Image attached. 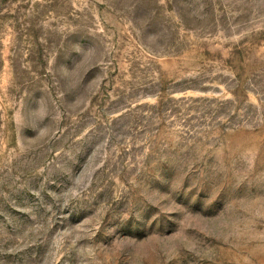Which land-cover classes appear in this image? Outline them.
<instances>
[{
  "label": "rangeland",
  "instance_id": "1",
  "mask_svg": "<svg viewBox=\"0 0 264 264\" xmlns=\"http://www.w3.org/2000/svg\"><path fill=\"white\" fill-rule=\"evenodd\" d=\"M0 264H264V0H0Z\"/></svg>",
  "mask_w": 264,
  "mask_h": 264
}]
</instances>
